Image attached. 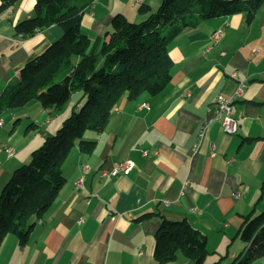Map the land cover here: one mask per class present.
<instances>
[{
    "label": "crops",
    "instance_id": "0c3cea01",
    "mask_svg": "<svg viewBox=\"0 0 264 264\" xmlns=\"http://www.w3.org/2000/svg\"><path fill=\"white\" fill-rule=\"evenodd\" d=\"M36 2L19 0L0 13V96L27 61L63 35L59 25L26 38L17 34V23L34 16ZM161 2L96 0L82 16V29L91 37L88 52H100L116 14L141 22L149 14L139 11L141 4L156 11ZM169 48L170 83L155 95L124 97L102 132L86 134L97 140L96 149L91 154L72 149L57 199L35 220L26 245L15 234L5 237L0 264H156L162 216L187 219L208 235L209 248L225 247L210 250L226 252L229 261L244 249L237 235L244 216L264 210V2L251 22L246 13L209 18L184 30ZM240 81L247 85L235 102L239 126L227 133L214 99L219 93L232 96ZM80 98L76 94L62 113L33 100L2 114L8 125L13 120L35 125L25 131L17 126L9 136L0 132V192L73 106L79 110ZM128 159L137 163L130 173L103 176ZM83 174L85 187L78 189ZM146 213L154 214L140 220Z\"/></svg>",
    "mask_w": 264,
    "mask_h": 264
},
{
    "label": "trees",
    "instance_id": "16d2710c",
    "mask_svg": "<svg viewBox=\"0 0 264 264\" xmlns=\"http://www.w3.org/2000/svg\"><path fill=\"white\" fill-rule=\"evenodd\" d=\"M18 1L2 0L0 13ZM95 1L37 0L34 16L16 25L22 38L52 25H59L64 32L27 61L4 89L0 96V118L7 110L33 100L62 113L79 93L81 107L76 110V105L73 106L57 132L47 136L33 150L30 161L16 168L4 185L0 192V247L10 233L17 235L22 245L28 243L35 220L48 211L67 181L64 164L70 152L76 146L87 154L94 152L97 140L87 139L86 134L102 132L124 97L155 95L170 83L174 60L169 45L177 36L214 17L246 13L247 21L251 22L264 2L162 0L156 11L141 4L139 11L149 13L146 19L135 22L123 13L116 14L112 19L113 30L107 33L100 52L90 54L91 37L82 29V16ZM34 125L30 123L28 128ZM153 214L146 213L139 219ZM237 235L246 245L230 264H260L264 258V210L256 214L253 209L245 215ZM180 252L193 260L187 264H206L211 253L208 235L187 219L162 216L156 232V264L175 261Z\"/></svg>",
    "mask_w": 264,
    "mask_h": 264
},
{
    "label": "built area",
    "instance_id": "2783aa9c",
    "mask_svg": "<svg viewBox=\"0 0 264 264\" xmlns=\"http://www.w3.org/2000/svg\"><path fill=\"white\" fill-rule=\"evenodd\" d=\"M140 3H143L145 0H138ZM222 30H218L214 33V37L219 38ZM246 82L240 81L239 85L232 96H226L222 93H219L214 99V105L217 109V115L222 119L223 128L227 133H235L238 130L239 121L236 117V106L235 102L238 97L242 96L245 88ZM148 106V104H144ZM3 124V120L0 119V125ZM9 151V149H8ZM144 154L147 155L148 151L145 150ZM137 163L133 159L122 160L116 162L115 166L110 171H102L103 176H110V175H118L120 173L128 174L130 173L135 167ZM89 171V166L86 165L84 167V172L87 173ZM85 187V174L81 175L79 180L77 181V188L81 189Z\"/></svg>",
    "mask_w": 264,
    "mask_h": 264
},
{
    "label": "rangeland",
    "instance_id": "374dc122",
    "mask_svg": "<svg viewBox=\"0 0 264 264\" xmlns=\"http://www.w3.org/2000/svg\"><path fill=\"white\" fill-rule=\"evenodd\" d=\"M14 121V120H13ZM13 121H11V123H9V125H8V123H7V121H4L3 122V124L0 126V132H2L4 129V131H5V136H9V135H11V133H13L14 131H12V129H13V126H14V122ZM28 124L29 123H26L25 125H22V126H20V122L19 121H17V124H16V127H15V129L17 128V126H19L18 127V130H23V131H25V130H27L28 129ZM3 131V132H4ZM8 149H9V151H8ZM6 151H7V154L9 155V156H13L14 154H15V150L13 149V148H11V147H9V148H6ZM25 164V163H24ZM19 167V166H18ZM17 167V168H18ZM7 183V182H6ZM166 202L167 203H169V200H166ZM210 248L212 249V250H218V249H220V248H225V247H218V245H214V246H210ZM209 248V249H210ZM227 248V247H226ZM230 248V251L231 250H235L236 248H238V243L237 244H235V245H233V246H230L229 247ZM211 251V250H210ZM229 251V252H230ZM226 253V252H225ZM224 252H212L211 251V253L208 255V257H207V259H206V264H230L232 261H229L230 260V258L227 260V258L228 257H223V255L225 254ZM239 255V254H238ZM237 257V256H236ZM193 260L192 259H190L189 257H187V256H185L183 253H181L180 252V254H179V256H178V259L177 260H175V261H172V262H168L167 264H187L188 262H192Z\"/></svg>",
    "mask_w": 264,
    "mask_h": 264
}]
</instances>
